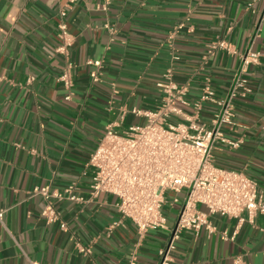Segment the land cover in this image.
<instances>
[{
	"label": "crops",
	"instance_id": "0c3cea01",
	"mask_svg": "<svg viewBox=\"0 0 264 264\" xmlns=\"http://www.w3.org/2000/svg\"><path fill=\"white\" fill-rule=\"evenodd\" d=\"M61 22L70 34L65 52L57 51ZM217 39L230 50L209 53ZM249 49L261 54L242 73L252 91L233 97L235 123L225 128L242 144L218 141L213 154L218 166L254 178L264 197V0H0V264H158L170 230L140 234L118 212L117 197L52 198L67 222L62 229L42 215L47 200L33 191L74 184L88 199L89 160L110 123L121 121L123 130L143 123L132 109L160 104L157 83L168 69L190 101L206 84L228 97ZM89 59L103 62L99 82ZM65 72L70 90L60 81ZM217 109L206 101L199 120L209 122ZM244 216L215 213L213 231H181L175 264H233L239 255L264 264V215L253 223ZM169 218L172 227L177 218Z\"/></svg>",
	"mask_w": 264,
	"mask_h": 264
},
{
	"label": "built area",
	"instance_id": "2783aa9c",
	"mask_svg": "<svg viewBox=\"0 0 264 264\" xmlns=\"http://www.w3.org/2000/svg\"><path fill=\"white\" fill-rule=\"evenodd\" d=\"M59 27L64 45L57 51L65 52L66 45L71 43L70 34L65 22H61ZM182 27L183 24L180 25ZM217 49L230 50V43L224 39L212 41L209 53ZM260 55V52L250 49L242 55L241 72L225 98L216 97L210 85L206 84L200 98L190 101L187 98L188 86L177 84L172 70L168 69L163 80L157 83L161 92L160 104L152 109H132L133 114L145 119L143 123L130 125L123 131L119 130L121 121L107 126L89 160L94 176L88 199L75 193L74 184L64 191L35 187L33 192L42 194L47 200L42 215L49 223L60 222V227L67 229V222L61 219L52 198L89 201L102 193L115 196L118 212L129 218L140 234L151 229L170 230L165 245L159 250L158 264H175L173 252L184 229L213 231L208 215L220 213L245 221L244 215L247 214L251 223L257 214L264 215V197L258 182L244 171L218 166L213 154L218 141L233 148L242 144L241 139L229 140L225 128L235 123L233 97H246L252 91L249 79L242 73ZM87 64L95 67L92 80L99 82L102 60L89 59ZM60 81L69 90L74 85L68 72L62 74ZM70 97L68 94L66 99ZM206 101L215 102L218 109L209 122H201L199 114ZM169 202L180 205L172 227L164 211ZM198 204L205 205L208 212L200 210ZM3 216L4 211L0 210L1 222ZM81 251L89 249L82 248ZM31 264L38 263L31 261ZM233 264L249 263L239 255Z\"/></svg>",
	"mask_w": 264,
	"mask_h": 264
},
{
	"label": "rangeland",
	"instance_id": "374dc122",
	"mask_svg": "<svg viewBox=\"0 0 264 264\" xmlns=\"http://www.w3.org/2000/svg\"><path fill=\"white\" fill-rule=\"evenodd\" d=\"M120 131H123V129H119ZM171 205L170 202L165 206V214L167 215V217L169 218V216H171V219H175L178 217V212L177 211H172L171 210ZM170 219V218H169Z\"/></svg>",
	"mask_w": 264,
	"mask_h": 264
}]
</instances>
